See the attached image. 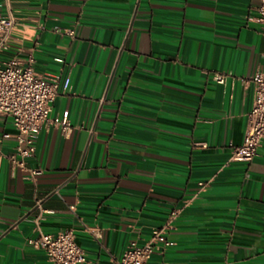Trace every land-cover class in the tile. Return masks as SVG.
Wrapping results in <instances>:
<instances>
[{"label": "crops", "instance_id": "1", "mask_svg": "<svg viewBox=\"0 0 264 264\" xmlns=\"http://www.w3.org/2000/svg\"><path fill=\"white\" fill-rule=\"evenodd\" d=\"M259 5L10 0L17 25L1 57L57 76L50 117L71 127L40 130L25 160L41 171L34 183L12 163L17 130L0 119V264H57L27 243L37 220L74 230L83 264H111L173 210L170 243L147 264H264V142L253 160L230 161L264 70Z\"/></svg>", "mask_w": 264, "mask_h": 264}, {"label": "built area", "instance_id": "2", "mask_svg": "<svg viewBox=\"0 0 264 264\" xmlns=\"http://www.w3.org/2000/svg\"><path fill=\"white\" fill-rule=\"evenodd\" d=\"M8 12L0 14V119L9 118L17 130L18 146L9 157L12 163L29 172V179L36 182L39 169L28 168L26 158L35 152V140L45 124L53 123L61 126L64 132L70 130L67 117L61 120L52 119L51 102L59 94V79L57 76L44 74L35 69L33 58L24 64L19 58H2L1 55L9 49V45L17 25V20L11 11L10 0H6ZM256 21L261 26L264 36V0H260ZM74 36L75 29L64 31ZM228 74L214 73L213 78L218 83H224ZM254 84V101L248 113L247 129L240 145L232 146L230 161H251L257 155L264 142V70H258L251 78ZM9 137L8 133L3 134ZM19 156V157H18ZM201 188L205 187L200 183ZM178 210H173L168 221L155 228L151 237L142 245L132 241L121 257L111 264H147L159 243L169 244L168 231L177 217ZM38 235L29 237L28 245L43 250L50 262L57 264H83L87 261L85 250L77 243L72 229L57 233L44 232L37 220Z\"/></svg>", "mask_w": 264, "mask_h": 264}]
</instances>
